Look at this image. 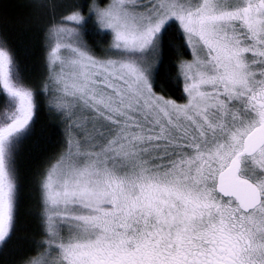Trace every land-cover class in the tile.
<instances>
[{"label": "snow or ice", "instance_id": "6c2138e0", "mask_svg": "<svg viewBox=\"0 0 264 264\" xmlns=\"http://www.w3.org/2000/svg\"><path fill=\"white\" fill-rule=\"evenodd\" d=\"M21 6L43 73L26 82L0 31V248L46 110L58 139L17 264H264V0Z\"/></svg>", "mask_w": 264, "mask_h": 264}, {"label": "trees", "instance_id": "16d2710c", "mask_svg": "<svg viewBox=\"0 0 264 264\" xmlns=\"http://www.w3.org/2000/svg\"><path fill=\"white\" fill-rule=\"evenodd\" d=\"M24 0H0V31L7 34L16 54L19 70L28 83L37 84L43 73L37 28L25 22ZM173 95L174 93H169ZM46 110L39 113L33 133L19 148L18 163L21 192L17 209L16 230L6 247L0 248V264H17L20 256L37 238L36 203L33 173L57 144L58 133Z\"/></svg>", "mask_w": 264, "mask_h": 264}]
</instances>
